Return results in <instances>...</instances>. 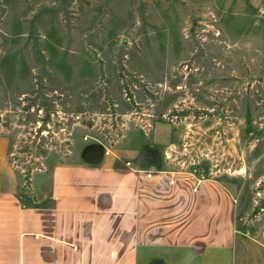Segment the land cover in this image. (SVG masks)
I'll return each instance as SVG.
<instances>
[{"label": "rangeland", "instance_id": "1", "mask_svg": "<svg viewBox=\"0 0 264 264\" xmlns=\"http://www.w3.org/2000/svg\"><path fill=\"white\" fill-rule=\"evenodd\" d=\"M0 137L24 205L114 150L214 178L264 264V0H0Z\"/></svg>", "mask_w": 264, "mask_h": 264}, {"label": "crops", "instance_id": "2", "mask_svg": "<svg viewBox=\"0 0 264 264\" xmlns=\"http://www.w3.org/2000/svg\"><path fill=\"white\" fill-rule=\"evenodd\" d=\"M9 149L0 137V264H241L234 200L214 178L114 150L52 166L24 205Z\"/></svg>", "mask_w": 264, "mask_h": 264}, {"label": "built area", "instance_id": "3", "mask_svg": "<svg viewBox=\"0 0 264 264\" xmlns=\"http://www.w3.org/2000/svg\"><path fill=\"white\" fill-rule=\"evenodd\" d=\"M150 128V127H149ZM108 154V153H105ZM124 166L128 169H131L132 171L136 172V173H141L144 175V177L146 179H150L152 177V174H154V171H152V169H148V170H140V169H136L132 166L131 162L129 161H124Z\"/></svg>", "mask_w": 264, "mask_h": 264}, {"label": "trees", "instance_id": "4", "mask_svg": "<svg viewBox=\"0 0 264 264\" xmlns=\"http://www.w3.org/2000/svg\"><path fill=\"white\" fill-rule=\"evenodd\" d=\"M4 125L6 126V128L9 126V123L7 120L4 121ZM39 131H41V130H39ZM27 148H29V147H27ZM22 175L25 177V180H26V177H28L27 174L23 171ZM28 179H30V178H28Z\"/></svg>", "mask_w": 264, "mask_h": 264}]
</instances>
